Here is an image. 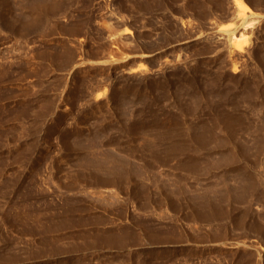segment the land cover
<instances>
[{"label": "rangeland", "instance_id": "rangeland-1", "mask_svg": "<svg viewBox=\"0 0 264 264\" xmlns=\"http://www.w3.org/2000/svg\"><path fill=\"white\" fill-rule=\"evenodd\" d=\"M240 3L0 0V264H264V0Z\"/></svg>", "mask_w": 264, "mask_h": 264}, {"label": "bare ground", "instance_id": "bare-ground-1", "mask_svg": "<svg viewBox=\"0 0 264 264\" xmlns=\"http://www.w3.org/2000/svg\"><path fill=\"white\" fill-rule=\"evenodd\" d=\"M235 4H237V7L240 8L241 7V14L244 15V12L248 10V8L246 6L241 5L240 0H234ZM236 38L234 37L233 34L230 36L229 39V44L230 46L234 47L235 46V42H236Z\"/></svg>", "mask_w": 264, "mask_h": 264}]
</instances>
